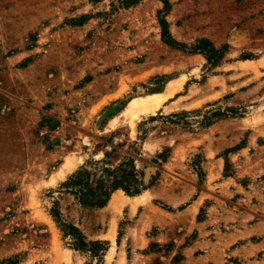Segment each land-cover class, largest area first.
Instances as JSON below:
<instances>
[{
    "label": "rangeland",
    "instance_id": "1",
    "mask_svg": "<svg viewBox=\"0 0 264 264\" xmlns=\"http://www.w3.org/2000/svg\"><path fill=\"white\" fill-rule=\"evenodd\" d=\"M167 1L0 0V264H264V0Z\"/></svg>",
    "mask_w": 264,
    "mask_h": 264
},
{
    "label": "trees",
    "instance_id": "2",
    "mask_svg": "<svg viewBox=\"0 0 264 264\" xmlns=\"http://www.w3.org/2000/svg\"><path fill=\"white\" fill-rule=\"evenodd\" d=\"M164 2L165 5L168 4L167 0H164ZM161 25L163 35H169L165 19L161 20ZM138 172L134 159L131 158L128 161L122 162L117 167V170L102 166L98 175L96 171L91 172L80 168L73 172L67 180L62 182V185L67 187L68 192L79 203L91 206H103L110 198L112 192L117 189H122L129 194H136L142 188H147L145 185L141 186L142 183L138 179ZM152 183L153 181L149 185H152ZM91 244H97V241H92Z\"/></svg>",
    "mask_w": 264,
    "mask_h": 264
},
{
    "label": "bare ground",
    "instance_id": "3",
    "mask_svg": "<svg viewBox=\"0 0 264 264\" xmlns=\"http://www.w3.org/2000/svg\"><path fill=\"white\" fill-rule=\"evenodd\" d=\"M159 98H161V97L157 96V95H153V96L146 95L144 97H140L139 99L133 100L131 102L129 108H128V112L131 113L132 111L133 112H141V111L152 110L154 107H156L159 104V102L161 100ZM73 165H74V163L72 160H70V159L67 160L65 162V164L63 165V168H61L60 170L58 169L59 171H58L57 175L59 177L63 176L67 170H69L73 167ZM119 192L122 193L121 190H119Z\"/></svg>",
    "mask_w": 264,
    "mask_h": 264
},
{
    "label": "crops",
    "instance_id": "4",
    "mask_svg": "<svg viewBox=\"0 0 264 264\" xmlns=\"http://www.w3.org/2000/svg\"><path fill=\"white\" fill-rule=\"evenodd\" d=\"M168 197V201L171 204H175L176 203V195L175 194H169ZM189 202L186 203V205L181 209L179 216H174V218H190L192 220V218H196L195 214L197 212V210L199 209L200 206V202H199V198H200V192L199 191H191L189 192ZM173 218V217H172Z\"/></svg>",
    "mask_w": 264,
    "mask_h": 264
}]
</instances>
